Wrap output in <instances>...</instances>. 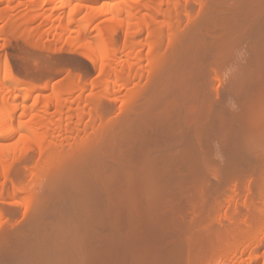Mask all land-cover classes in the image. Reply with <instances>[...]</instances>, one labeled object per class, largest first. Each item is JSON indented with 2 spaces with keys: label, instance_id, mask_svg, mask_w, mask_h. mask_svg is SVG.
<instances>
[{
  "label": "bare ground",
  "instance_id": "1",
  "mask_svg": "<svg viewBox=\"0 0 264 264\" xmlns=\"http://www.w3.org/2000/svg\"><path fill=\"white\" fill-rule=\"evenodd\" d=\"M6 47L0 264H264V0H0Z\"/></svg>",
  "mask_w": 264,
  "mask_h": 264
},
{
  "label": "rangeland",
  "instance_id": "2",
  "mask_svg": "<svg viewBox=\"0 0 264 264\" xmlns=\"http://www.w3.org/2000/svg\"><path fill=\"white\" fill-rule=\"evenodd\" d=\"M32 47H33V46H31V50H30V52L32 53V52L34 51L33 53L36 54L37 51L35 52V50H33L34 47H33V48H32ZM25 48H28V46L25 47ZM44 48H46V47H44ZM44 48H43V49H44ZM29 49H30V46H29V48L27 49V51H28ZM39 49H40V48H39ZM39 49H38V50H39ZM2 50H3L5 53H4ZM18 51H20V50H17V51H16L17 54L15 55V50L12 51V50H10V49L7 48V47H6V48H0V53L2 52L0 55H5L6 58H7V60H8V62H9V59L11 60V61L9 62V64H10L11 69L13 68L12 72L15 73V71H16V72H17V73H16L17 75L20 73V74H19L20 76L18 75V77H21V75L23 74V75H22V79H23V77H25L27 80H29V79H28L29 76L32 75L33 73L35 74V73L37 72V71H36V69H37V68H36V67H37V64L35 65V64H34V61H31V60H33V58H34V57H33L34 55H33V54H32L33 56L30 55L31 53L29 52V55L31 56V57H30V59H31L30 61L32 62V63H30V61H28V60L26 61V59H29V57H23L24 59L21 58L22 56H25V55L23 54L24 51L22 52V50H21V54H19L20 52L18 53ZM40 52H41V53H40ZM40 52L38 51V54H42V55H43V54L46 52V50H45V51L43 50V52H42V50H40ZM9 53H10V54L12 53L11 55H13V56H10ZM66 53H67V52L63 51V52H60L59 54H58V53H57V54H58L60 57H62V58L68 59L71 55H70L69 53H67V54H66ZM18 54H19V55H18ZM22 54H23V55H22ZM45 54H46V53H45ZM45 54H44L43 56H45ZM47 54L49 55V53H47ZM8 55H9L10 57H8ZM21 55H22V56H21ZM42 55H41V56H42ZM48 55H47V56H48ZM67 55H70V56L67 57ZM35 56H36V55H35ZM37 56H38V55H37ZM39 56H40V55H39ZM25 58H26V59H25ZM20 60H21V61H20ZM25 61H26V62H25ZM24 64H25V65H24ZM28 64H29L30 66H29ZM31 64H32L33 66H32ZM22 65H23V66H22ZM28 66H29L30 68H29ZM34 66H36V67H35V68H36V69H35V72H32V73L29 75L30 71H34L33 68H32V67H34ZM23 70H25L26 74H25V72H23ZM20 71H21V72H20ZM27 72H28V74H27ZM24 74H25V76H24ZM27 75H29V76H27ZM26 79H23V80H26Z\"/></svg>",
  "mask_w": 264,
  "mask_h": 264
}]
</instances>
